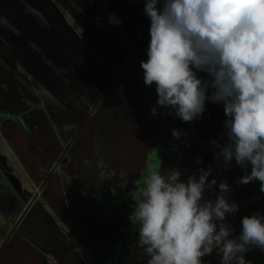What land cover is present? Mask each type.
<instances>
[{"label": "rangeland", "instance_id": "1", "mask_svg": "<svg viewBox=\"0 0 264 264\" xmlns=\"http://www.w3.org/2000/svg\"><path fill=\"white\" fill-rule=\"evenodd\" d=\"M143 5L141 0H0L2 41V32L12 38L28 32L18 39L20 42L12 43V48L16 52L15 73L32 92L30 98L37 100L36 93L43 96L49 110L66 107L67 79L71 80L70 90H78L84 82L85 89L93 92L94 86L87 85L88 70L78 68L81 63L96 61L103 73L99 81L103 92L91 111L93 124L89 125L94 131L90 133L85 130L75 136L74 125L56 120L54 125H47L23 119L24 128L12 114L3 121L9 131L5 135L0 122V204L8 216L19 213V224L33 232L36 241L33 237L25 240L27 246L28 240L41 241L42 232H47L49 245L44 247L47 254L44 252L43 264H147L148 257L137 246L138 231L129 215L136 207L142 177L156 167L162 172L176 167L183 173L181 179L186 180L196 169L211 165L209 179L215 177L217 183L226 180L232 188L229 199L240 206L234 214L237 221L229 222L234 235L240 231L242 216L264 212V193L259 194L258 181L238 185L235 181L244 172L234 160L228 170L216 165L210 141L224 142L222 102L206 101L204 113L186 123L156 104L155 85H144L139 65L148 58L150 20L142 13ZM10 9L36 23L41 43H53L48 45L50 49L41 52L33 48L32 28L10 22L6 17ZM109 13L122 24L109 25ZM96 17H100L101 26ZM73 38L82 40L91 55L85 51L84 60L79 49L70 50L75 65L65 70L67 54L58 58L55 47ZM197 75L208 78L205 72ZM7 91L8 86L3 94ZM71 101L82 108L89 105L82 95L73 96ZM7 104H2L3 110ZM152 107L158 110L156 116L150 114ZM35 110L43 109L37 106ZM173 128L184 135L174 138ZM56 194L73 206L69 212L72 217L77 218L80 210L85 212L80 223L67 221L55 212L49 200ZM205 195L214 198L215 194L208 191ZM245 259L264 264V252L252 249ZM203 264H221V257L214 250L203 258Z\"/></svg>", "mask_w": 264, "mask_h": 264}, {"label": "clouds", "instance_id": "2", "mask_svg": "<svg viewBox=\"0 0 264 264\" xmlns=\"http://www.w3.org/2000/svg\"><path fill=\"white\" fill-rule=\"evenodd\" d=\"M144 12L150 40L139 67L144 85H155L156 104L192 123L206 101L222 102L224 142L210 141L216 165L228 170L234 160L244 172L235 182L258 181L264 193V0H144ZM108 24L122 20L109 13ZM171 134L184 135L176 128ZM212 171L198 168L184 180L176 167H156L142 177L129 219L147 264H203L214 250L221 264H251L250 250L264 252V212L242 216L234 235L227 218L240 206L229 199L226 180L209 179ZM208 191L214 198H206Z\"/></svg>", "mask_w": 264, "mask_h": 264}, {"label": "flooded vegetation", "instance_id": "3", "mask_svg": "<svg viewBox=\"0 0 264 264\" xmlns=\"http://www.w3.org/2000/svg\"><path fill=\"white\" fill-rule=\"evenodd\" d=\"M7 0H2L3 3H5ZM138 1V0H137ZM140 1V0H139ZM142 3H144V0H141ZM3 5V4H2ZM144 9V5H143ZM142 13L145 14L144 10H142ZM10 20L12 23H17L19 22L20 24L22 23L23 25H26L28 27L32 28V33H33V42L35 48L38 51H47L49 48V44H52V42L48 41L45 44L41 43V38L38 36V31L37 27L38 25L31 20H25L20 17V15H17L14 10H9V13H7L6 17ZM0 17H2L0 15ZM29 22V25H28ZM24 28V26H23ZM28 32L26 31L21 37H16L12 38V36L7 35V32H2L4 35V42L0 38V83L4 85V87L7 88L8 86V91L7 93L3 94V89L2 85L0 84V107H1V118L4 128L3 130L7 133L5 135H8L9 131L6 129V125L4 124V119L6 117L11 116L12 114L14 115L13 118H15L18 123L24 127L23 119L29 121H35L38 122L40 121L41 123H45L47 125L51 124L54 125L55 120L56 121H65L67 125H74L76 131H75V136L80 135V132L87 130V133L91 132V129L93 125H89L91 121L93 122V118L91 116V111L93 109H96L97 103L99 102L101 98V93L103 92L101 88V81L103 73L101 72V69L98 67L96 61L92 64L91 62H83L81 64H84V67H80L79 69L86 72L87 76L89 77V83L87 85H92L93 92L90 90L85 89L84 82L82 85H80V88L76 90L73 88L72 90L69 89V83L71 82L70 79H67V90L65 91V97L64 99L68 102V105L66 107L62 108H56L55 110H49V107H46L43 103V96H40L38 93V99H32L29 97V94H31V91H27L25 89V81H22L20 77H17L15 73V60H14V55H16V52L14 51L15 48H12V43L14 44L15 42H20L18 39H22L23 36H25ZM15 40V41H13ZM57 46L55 49L57 50V57L60 58L59 55L62 54V58L64 59V53L66 55V59L64 60V66L65 70L70 69V66H74L75 63L73 62V58H71V52L70 50H78V53L81 54V59L86 60L87 55L85 53L90 52L88 51V47L84 45V42L79 39L73 38L70 40H64L61 43H57ZM91 55V54H90ZM72 64V65H71ZM62 66V63L60 64ZM59 68V67H57ZM77 69V68H76ZM69 71L67 70V74ZM43 75H47L43 74ZM114 77V76H113ZM45 78V77H44ZM39 81H43L44 79L39 78ZM87 80V79H86ZM65 83V82H64ZM15 88L13 91L12 89ZM76 90V91H75ZM52 91V89H51ZM83 96L84 101H88L89 105L86 108H82L77 106L73 101H71L73 96ZM32 101H41V104L36 103V105H33L31 102ZM28 102L31 103V105H28ZM5 110L2 108V104H6ZM39 106L42 111H37L35 108ZM12 109V110H11ZM23 123V124H22ZM93 124V123H91ZM69 125V126H70ZM25 128V127H24ZM25 130V129H24ZM92 131H94L92 129ZM13 145V144H12ZM15 146V144H14ZM20 157V156H19ZM21 160V158H19ZM30 174V172H29ZM32 175V174H30ZM95 192L100 193L98 190ZM50 203L52 204L51 206L55 210L56 213L60 215V217L66 219L67 221H78L80 223V220L83 216V211L80 210L79 215L77 218H74L71 216L69 213L70 210L73 208V206L67 205L68 203L64 201V198L61 196H57V194L51 198ZM67 203V204H65ZM78 209V207H76ZM74 208V209H76ZM3 210V209H1ZM0 210V211H1ZM79 210V209H78ZM19 214V213H18ZM15 214L14 217L9 218L8 214H5V211L0 212V217H7L6 221L4 220L3 224L0 222V264H43L42 259L45 257V250L44 247L45 245H49L47 243V232H42L41 241L38 242H33L36 241L34 240L33 232L29 228H25L19 224V217L16 219L17 215ZM87 215V214H86ZM83 220V218H82ZM33 237V241L28 240L29 246H27L24 242L27 239H30ZM39 237V238H40ZM44 238V239H43ZM46 238V239H45ZM38 239V238H37ZM10 252V254H9ZM45 252V253H44ZM36 253V254H35ZM47 254V253H46ZM13 256L14 258H11L10 256ZM2 260L5 262L3 263ZM2 262V263H1Z\"/></svg>", "mask_w": 264, "mask_h": 264}, {"label": "crops", "instance_id": "4", "mask_svg": "<svg viewBox=\"0 0 264 264\" xmlns=\"http://www.w3.org/2000/svg\"><path fill=\"white\" fill-rule=\"evenodd\" d=\"M0 121H2V118H1V116H0ZM257 190H258V192H259V194L261 193L260 191H259V188H257ZM251 193V192H250ZM1 209H3V210H1ZM0 212L2 213V211H5V209L2 207V205L0 204ZM5 214L7 215V213H6V211H5ZM237 213H235V215H236ZM9 218H11L12 216H8ZM6 216L5 217H0V222L3 224V222H4V220L6 221ZM239 220V219H238ZM227 221L228 222H230V221H237L236 220V218L234 219V215H229L228 216V218H227ZM258 253H259V251H258ZM9 254H10V252H9ZM11 258H14L12 255L10 256Z\"/></svg>", "mask_w": 264, "mask_h": 264}, {"label": "water", "instance_id": "5", "mask_svg": "<svg viewBox=\"0 0 264 264\" xmlns=\"http://www.w3.org/2000/svg\"><path fill=\"white\" fill-rule=\"evenodd\" d=\"M1 261H2L3 263L5 262V261H4V260H2V259H1ZM2 262H1V263H2Z\"/></svg>", "mask_w": 264, "mask_h": 264}]
</instances>
